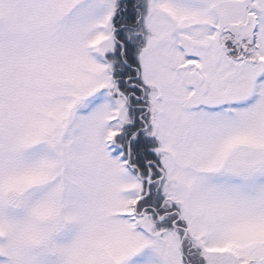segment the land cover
Returning <instances> with one entry per match:
<instances>
[{
    "label": "snow or ice",
    "instance_id": "obj_1",
    "mask_svg": "<svg viewBox=\"0 0 264 264\" xmlns=\"http://www.w3.org/2000/svg\"><path fill=\"white\" fill-rule=\"evenodd\" d=\"M0 264H264V0H0Z\"/></svg>",
    "mask_w": 264,
    "mask_h": 264
}]
</instances>
